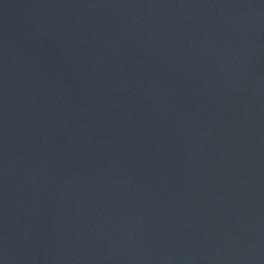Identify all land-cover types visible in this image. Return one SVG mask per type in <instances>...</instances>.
Here are the masks:
<instances>
[{
  "label": "water",
  "instance_id": "95a60500",
  "mask_svg": "<svg viewBox=\"0 0 264 264\" xmlns=\"http://www.w3.org/2000/svg\"><path fill=\"white\" fill-rule=\"evenodd\" d=\"M0 264H264V0H0Z\"/></svg>",
  "mask_w": 264,
  "mask_h": 264
}]
</instances>
